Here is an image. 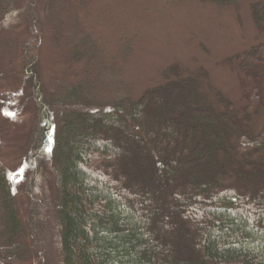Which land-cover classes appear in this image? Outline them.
<instances>
[{
  "label": "trees",
  "instance_id": "16d2710c",
  "mask_svg": "<svg viewBox=\"0 0 264 264\" xmlns=\"http://www.w3.org/2000/svg\"><path fill=\"white\" fill-rule=\"evenodd\" d=\"M8 5L0 31L27 33L8 83L27 90L33 115L22 218L0 163V264H264V123L254 134L243 123L263 101L264 43L234 58L251 84L243 115L202 94V70L176 65L136 100L98 111L85 82L56 96L43 86L38 0ZM250 15L264 33V0ZM15 130L0 116V138Z\"/></svg>",
  "mask_w": 264,
  "mask_h": 264
},
{
  "label": "rangeland",
  "instance_id": "374dc122",
  "mask_svg": "<svg viewBox=\"0 0 264 264\" xmlns=\"http://www.w3.org/2000/svg\"><path fill=\"white\" fill-rule=\"evenodd\" d=\"M5 1L9 10L24 0ZM255 1L38 0L41 82L52 96L85 82L94 109L104 111L119 99L136 100L176 65L187 75L202 70V94L211 101L215 92L221 94L243 115V96L251 84L234 58L264 43V33L251 20ZM26 35L24 26L0 31V116L17 129L0 138V163L8 169L21 218L26 208L22 187L30 172L23 135L32 121L33 100L21 84L8 80L20 70ZM76 48L82 52L78 57ZM262 100L243 120L253 134L264 123V91ZM46 169L53 182V168ZM25 264L41 262L33 257Z\"/></svg>",
  "mask_w": 264,
  "mask_h": 264
}]
</instances>
